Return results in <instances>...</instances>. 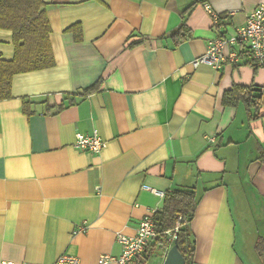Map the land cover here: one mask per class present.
I'll list each match as a JSON object with an SVG mask.
<instances>
[{
  "label": "crops",
  "instance_id": "crops-1",
  "mask_svg": "<svg viewBox=\"0 0 264 264\" xmlns=\"http://www.w3.org/2000/svg\"><path fill=\"white\" fill-rule=\"evenodd\" d=\"M42 1L54 66L13 76L0 101V262L118 257L117 235L134 236L165 193L193 189L192 263L262 264L264 95L254 119L223 95L264 88V69L245 47L227 48L237 59L218 71L192 63L264 0ZM13 55L0 30V61ZM93 130L103 150L75 149ZM154 254L162 264L157 242L131 264Z\"/></svg>",
  "mask_w": 264,
  "mask_h": 264
},
{
  "label": "trees",
  "instance_id": "trees-1",
  "mask_svg": "<svg viewBox=\"0 0 264 264\" xmlns=\"http://www.w3.org/2000/svg\"><path fill=\"white\" fill-rule=\"evenodd\" d=\"M0 30L11 32L14 47L13 59L0 61V101H2L10 98L13 76L50 68L54 66V59L49 42L50 28L42 0H0ZM185 32L183 24L171 36L181 38ZM252 63L258 68L253 60ZM97 90L98 83L79 93V97H87ZM262 96L261 89L233 86L224 93L223 103L233 107L243 103L249 118L254 119L259 116ZM72 103L74 100L69 102ZM59 108L61 109L62 106ZM258 160L264 164V153L258 157ZM198 201L199 197L193 189L173 190L163 195L162 206L153 217L155 231L161 236L172 230L181 219L178 232L175 234V242L178 251L185 259V264L192 263L194 254L190 223ZM255 251L264 264V239L259 240Z\"/></svg>",
  "mask_w": 264,
  "mask_h": 264
},
{
  "label": "built area",
  "instance_id": "built-area-1",
  "mask_svg": "<svg viewBox=\"0 0 264 264\" xmlns=\"http://www.w3.org/2000/svg\"><path fill=\"white\" fill-rule=\"evenodd\" d=\"M205 11L213 19L215 25L218 24L219 18L216 16L210 7L203 5ZM229 47H245L251 55L252 60L258 68L264 69V3L258 5L245 23L236 27L234 33L228 37H220L211 41L204 54L197 57L193 63V68L200 65H206L214 70H220L227 62H235L237 56L235 53L225 54ZM261 93L264 95V88H261ZM212 141V139H211ZM74 148L81 151H89L92 154H99L105 147V142L100 137L97 130H93L89 135L76 134ZM149 190V189H147ZM145 216L138 224L136 233L132 237L117 235L116 241L121 247V253L118 257L110 255H102L98 258L97 264H131L135 259L140 258L149 248L151 243L157 242L159 247L163 249V255L175 242V234L178 232V220L175 227L164 233L163 236L155 231L153 217L156 211ZM85 227L80 228L83 231ZM165 243V244H164ZM0 264H13L8 261H1ZM22 264H31L24 262ZM53 264H81L79 259L72 256H62ZM193 264V263H191Z\"/></svg>",
  "mask_w": 264,
  "mask_h": 264
},
{
  "label": "water",
  "instance_id": "water-1",
  "mask_svg": "<svg viewBox=\"0 0 264 264\" xmlns=\"http://www.w3.org/2000/svg\"><path fill=\"white\" fill-rule=\"evenodd\" d=\"M162 264H185V259L178 251L176 242L165 253Z\"/></svg>",
  "mask_w": 264,
  "mask_h": 264
},
{
  "label": "rangeland",
  "instance_id": "rangeland-1",
  "mask_svg": "<svg viewBox=\"0 0 264 264\" xmlns=\"http://www.w3.org/2000/svg\"><path fill=\"white\" fill-rule=\"evenodd\" d=\"M172 246V245H171ZM161 261V257L157 254H154L151 256V258L148 260V264H156Z\"/></svg>",
  "mask_w": 264,
  "mask_h": 264
}]
</instances>
